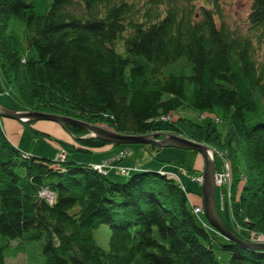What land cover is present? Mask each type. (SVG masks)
Here are the masks:
<instances>
[{"label":"trees","instance_id":"obj_1","mask_svg":"<svg viewBox=\"0 0 264 264\" xmlns=\"http://www.w3.org/2000/svg\"><path fill=\"white\" fill-rule=\"evenodd\" d=\"M250 3L240 30L227 23L219 0H49L44 13L33 0H0V77L25 109L222 147L234 177L226 222L243 239L264 235V0ZM11 19L24 24L31 55L13 45ZM184 107L219 110L226 135L212 115L203 123L176 119ZM1 119L0 264L10 253L26 254L33 241L41 243L40 264H264L263 248L201 222L173 175L119 164L130 150L99 170L70 152L116 144L65 124L80 145H68L62 160L24 156ZM111 167L126 178L109 174ZM102 224L110 229L108 249L94 238Z\"/></svg>","mask_w":264,"mask_h":264},{"label":"rangeland","instance_id":"obj_2","mask_svg":"<svg viewBox=\"0 0 264 264\" xmlns=\"http://www.w3.org/2000/svg\"><path fill=\"white\" fill-rule=\"evenodd\" d=\"M178 1L179 3H181L183 0H178ZM210 1L211 0H193V2L197 4L203 3L202 5L212 6V4H209ZM250 2L251 0H219V5H220V8L224 14V18L226 19L227 23H229L231 26L235 28H239L240 30H245V28L247 27V15L250 9V4H251ZM33 3H34V10L37 13H44L49 7V0H33ZM9 31L12 35V42L15 48L19 50V52L22 54L25 53L27 55H31L32 53L30 52V50H27L24 44V41H23L24 24L18 19H11L9 23ZM263 44L264 42L262 41L260 45H263ZM261 56L264 57L263 51H261ZM0 91L5 94H7L8 92L11 95L13 94L10 88L8 87L4 88V86L2 87L0 86ZM0 95L2 94L0 93ZM12 98L15 102H17L15 103V105L17 106L16 107L17 109L19 108L20 110L40 111V110H32L30 108L25 109L20 104L19 99L15 97V95H13ZM0 105L2 104L0 103ZM6 108H9V107H6ZM173 115L176 119L180 116H184V117H187L189 119L196 121L197 123H203L204 117L206 115H210V116L212 115L216 117L217 119L216 122H217V127L219 131L223 135H226L228 131V126H229L228 121L226 118L221 117L219 110H216V112L213 111V113H210V112H202L200 110H196L191 107H184L174 112ZM5 117H2L1 119L2 127H4L5 132L8 133L10 137L12 136V139L14 141L17 142V140H19L18 145L23 148H20V147L18 148L22 152L24 153L27 152L33 156H42L45 158L54 159L57 157V155L59 157V154H61L60 146L66 147V148H63V150H67V149L70 150V147L66 143H59L56 140L51 141L49 139L50 138L49 134H48L49 138H45L41 135H39L41 137H36V134L34 133L35 129L32 128V127H35L37 129L40 128L42 130L49 132L47 128H49L53 122L60 124L59 122L52 120V119H37L35 121L22 123L24 121L15 119L21 122V123L18 122L20 125V128L15 132L14 130L12 131L11 129H8L7 123L10 122V119H7ZM14 122H17V121H14ZM93 124H96L103 128L107 126L104 123H93ZM30 125H33V126L30 127ZM61 125L64 129H66L65 124H61ZM87 135L91 137H96V136H93L89 132L87 133ZM140 135L148 138V137H152L153 134L147 133V134H140ZM162 136H165V134H162ZM73 139L74 140L72 141L71 144H73V146L75 145L79 146L80 144L78 143L76 138L74 137ZM196 141L199 142V140H196ZM200 142H203V141H200ZM207 145L209 147V153H211L213 158L216 156L215 162L217 165V170L222 171L224 168L223 161H225V157L223 158L224 154L221 153V151H224V153H227V151L225 149L223 150L222 147H216L210 144H207ZM151 146H156V148L151 147ZM127 150H132V152L131 153L127 152L131 155H128L126 158H124L123 159L124 161L129 160L130 158H134L135 161L138 159L137 162L139 165H142L141 166L142 168L144 167L146 169L155 170V171L159 170V168H166V170L169 169V171L173 172L174 174L166 171L167 173H169L170 175H173L175 178H177V180H181L182 182L183 181L187 182V184H185L184 182L183 184L187 188L188 193L194 196H199V197L202 196V188H200L198 185L200 183L196 180L194 181L193 177L197 175L201 176L202 174L204 177V183H205L204 169L206 166V158H205L204 153H202L200 150L195 149V148L173 147V146L164 147V146L153 145L150 143H124V144H116L113 151L109 153H105V154H101L96 151L93 152V150L91 152H81L77 150H74L73 152H70V151L69 152L76 153V155H79L82 158L81 161L83 162L86 161L88 163L91 161H100L102 163L105 161H109V160L112 161L116 159L118 156H121V154ZM28 151H30L31 153ZM212 151L215 153L213 154ZM62 153H64L65 156L67 155V152L65 153L63 151ZM122 155L125 156V154H122ZM100 162L94 163L93 167L95 165L100 164ZM189 170H193V171H190L189 173ZM116 177H117L116 179L126 178V177H122V175L117 174V173H116ZM215 182H216V200H217V204L219 205L218 208L222 215V218L226 222V220H230L232 218L231 198H230L231 195L229 194V187L228 185H218L216 180ZM243 183H244V180L241 179V181L239 182V190L241 189ZM230 188L232 189V185H230ZM41 194L44 196H47L48 199H52L49 196L54 197V193L47 189L43 190ZM192 207H193V210L196 207L201 208L202 214L196 213L198 216V219L201 222H204L203 219L204 220L208 219L204 212V202L200 204H194ZM247 234H248V237L244 238V240H247L253 243L264 244L263 234H259L256 232L247 233ZM109 237H110V229L107 224H102L98 229L94 230V238H95L96 243L104 249L109 248ZM0 241H4V237L1 235H0ZM33 242L35 243L34 245L29 243L26 246V252H27L26 254L21 251H18L17 253H10L7 257V264H40L43 261V257H44L42 254V250H41V243L38 241H33ZM36 244L40 246L41 254L39 253L38 250L35 251V249L33 248V246H37ZM223 256L225 258L228 257L226 253L222 254V257Z\"/></svg>","mask_w":264,"mask_h":264},{"label":"water","instance_id":"obj_3","mask_svg":"<svg viewBox=\"0 0 264 264\" xmlns=\"http://www.w3.org/2000/svg\"><path fill=\"white\" fill-rule=\"evenodd\" d=\"M0 116L11 117L24 122L35 121L37 119H52L60 124H76L85 128L89 133L98 138L104 139L113 143H150L157 146H173V147H191L200 150L204 153L206 158V166L204 169L205 183L202 186V195L204 202V212L208 220L225 236L232 240L238 241L246 246L254 248L264 249V244L253 243L244 240L238 236L232 229L226 224L225 220L219 211L216 200V162L211 153H209V147L203 142H198L194 139L185 137L179 134L172 133H153L152 137H145L136 134H122L100 127L91 122L81 121L79 119L44 111H31L6 108L4 105H0ZM165 134V136H162ZM162 136V137H160ZM53 198V196H49Z\"/></svg>","mask_w":264,"mask_h":264},{"label":"crops","instance_id":"obj_4","mask_svg":"<svg viewBox=\"0 0 264 264\" xmlns=\"http://www.w3.org/2000/svg\"><path fill=\"white\" fill-rule=\"evenodd\" d=\"M0 86L2 87V86H4V88L5 87H7L4 83H3V81H2V79H1V77H0ZM0 93L2 94V95H0V103L2 104V105H4V106H6V107H9V108H13V109H17L16 107V105H15V103H17V102H15L14 100H13V94L11 95L9 92L7 93V94H5V93H2L1 91H0ZM19 109V108H18ZM2 118V117H1ZM5 118H7V119H10V122H8L7 123V126H8V129H11L12 131L14 130L15 132L20 128V125H19V123H21V122H19L18 120H15L14 118H11V117H5ZM14 121H17V122H14ZM19 122V123H18ZM18 123V124H17ZM22 123H26V122H22ZM2 124V123H1ZM33 125H30V127H32ZM10 127V128H9ZM51 127V128H50ZM49 128H47V130L49 131V132H47V131H45V130H42V129H40V128H35V127H32L33 129H35V130H38V131H41V132H43V133H45V134H49L50 135V138L48 137V136H43V137H45V138H49L51 141H57V142H59V143H66L67 145H73V144H71L72 143V141L74 140L73 138H74V135H71L66 129H64L63 127H62V125L61 124H57V123H52L51 124V126H50ZM2 129H3V131H4V133H5V135L7 136V138L12 142V144H14L16 147H20L18 144V142H19V140H17V142L16 141H14L13 139H12V136L10 137L9 136V134L8 133H6L5 132V129H4V127H2ZM36 137H41V136H39V135H36ZM52 138V139H51ZM76 146V145H75ZM61 147V153L64 151L65 153L66 152H69L68 151V149L67 150H63V148H66V147H64V146H60ZM20 148H23V147H20ZM114 148H115V146L114 145H105V146H102V147H99V148H94V149H92L93 150V152H99V153H101V154H105V153H109V152H111V151H113L114 150ZM28 152H30V151H28ZM132 152V150H130V153ZM31 153V152H30ZM70 155L73 157H76V158H78L79 160H81L82 158L79 156V155H76V153H70ZM129 155H131V154H129ZM57 157H58V155H57ZM57 157L56 158H54L53 160H55V159H57ZM126 158V157H125ZM124 159V158H123ZM122 159V160H123ZM120 161V163L119 164H121V165H125V166H129V167H135V166H137L138 165V159L135 161V159L134 158H130L129 160H123V161ZM83 162V161H82ZM86 162V161H85ZM97 162H100V161H91V162H88V163H90V164H92V163H97ZM216 169H217V167H216ZM159 170H165V171H168V172H171V171H169V169H167L166 170V168H159ZM107 171H108V173L109 174H111V175H113L114 177H116V170H115V168L114 167H111V168H107ZM172 174H174L173 172H171ZM184 182V181H183ZM185 184H187V182H184ZM190 184V183H189ZM191 185V184H190ZM199 185V184H198ZM186 186H188V185H186ZM199 187H200V185H199ZM187 194H188V197H189V201H190V204H191V206H193L194 204H200V203H202L203 202V195L201 196V197H199V196H194V195H192V194H190V193H188V191H187ZM219 206V205H218ZM200 215V214H199ZM207 221H208V219H206Z\"/></svg>","mask_w":264,"mask_h":264},{"label":"built area","instance_id":"obj_5","mask_svg":"<svg viewBox=\"0 0 264 264\" xmlns=\"http://www.w3.org/2000/svg\"><path fill=\"white\" fill-rule=\"evenodd\" d=\"M24 153V152H23ZM212 153L214 154L215 152L212 151ZM220 153V152H218ZM221 153H223V158L225 157V161H223L224 163V168L222 171H218L216 173V176H215V180L217 181V184L218 185H228L229 187V194L231 195L232 193V189L230 188V185H232V180H233V177H232V170H231V164H230V160L228 159V157L226 156V153H224V151H221ZM26 155H30L29 153H24V156ZM65 157V154L64 153H61L59 154V157H57V160H62L63 158ZM119 157V156H118ZM107 162H102L98 165H95L94 167L99 169V170H103L106 166ZM121 172H126L125 168L123 167H120L119 169ZM193 180L195 181H198L200 184L199 185H203L204 183V177L203 175L201 174V176H195L193 177ZM201 208L200 207H196L194 208V212L195 213H201Z\"/></svg>","mask_w":264,"mask_h":264},{"label":"bare ground","instance_id":"obj_6","mask_svg":"<svg viewBox=\"0 0 264 264\" xmlns=\"http://www.w3.org/2000/svg\"><path fill=\"white\" fill-rule=\"evenodd\" d=\"M112 144H115V143H113V142H111ZM116 144H124V143H116ZM112 162V161H111ZM113 163V162H112ZM111 164V163H110ZM112 165V164H111Z\"/></svg>","mask_w":264,"mask_h":264}]
</instances>
